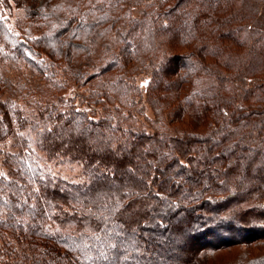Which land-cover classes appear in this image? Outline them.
<instances>
[{
    "label": "trees",
    "instance_id": "16d2710c",
    "mask_svg": "<svg viewBox=\"0 0 264 264\" xmlns=\"http://www.w3.org/2000/svg\"><path fill=\"white\" fill-rule=\"evenodd\" d=\"M132 7L0 0V264H264V0Z\"/></svg>",
    "mask_w": 264,
    "mask_h": 264
},
{
    "label": "rangeland",
    "instance_id": "374dc122",
    "mask_svg": "<svg viewBox=\"0 0 264 264\" xmlns=\"http://www.w3.org/2000/svg\"><path fill=\"white\" fill-rule=\"evenodd\" d=\"M152 0H132V3H133V7H132V12H133V15L135 17H138L141 15V10L144 9V6L148 3H150ZM255 35V34H254ZM251 40L253 42H256L257 40L255 39L256 38V35L255 37L253 35L250 36ZM18 72H21L20 70H16V69H13V68H9L7 70V75L9 76H15L16 73ZM26 74V73H25ZM149 79V75L147 72L145 71H142V72H139L137 73L135 76H134V81L135 83L142 89L144 90L145 89V82L148 81ZM238 84H236L237 86ZM248 82H239V85H238V88L239 90H237L238 94L241 93V90L242 88L248 86ZM139 104L141 105V109L143 111V113H145L146 116L152 118L155 114H154V110L152 109V107L149 105L148 101H147V95L146 94H143V96L141 97L140 101H139ZM143 117L140 118L141 121H143V124L145 126H148V123H146V121L144 119H142ZM0 149H3V150H12V148L9 146L8 143L0 146ZM1 159H2V154L0 153V171H2V165H1ZM55 170L60 174L62 175L63 177H66V178H78L79 174H80V167L77 165V164H58V165H55L54 166ZM164 239H167V237H165Z\"/></svg>",
    "mask_w": 264,
    "mask_h": 264
},
{
    "label": "snow or ice",
    "instance_id": "6c2138e0",
    "mask_svg": "<svg viewBox=\"0 0 264 264\" xmlns=\"http://www.w3.org/2000/svg\"><path fill=\"white\" fill-rule=\"evenodd\" d=\"M0 19H3V17H0ZM145 84H147V81L145 82ZM111 247H112V248H116L117 245H116V244H112ZM97 259H104V260H107V259H108V256H107V254H106L105 252L100 251V253H99ZM123 259H124V260H127L128 257L125 255V256L123 257Z\"/></svg>",
    "mask_w": 264,
    "mask_h": 264
}]
</instances>
